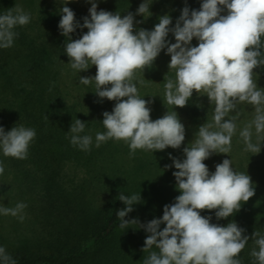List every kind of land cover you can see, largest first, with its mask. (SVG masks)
Segmentation results:
<instances>
[{"label": "clouds", "instance_id": "1", "mask_svg": "<svg viewBox=\"0 0 264 264\" xmlns=\"http://www.w3.org/2000/svg\"><path fill=\"white\" fill-rule=\"evenodd\" d=\"M70 0H64V4ZM89 17L83 24L75 20L69 7L61 8L58 27L61 35L70 42L65 46L70 67L77 72L96 67L94 77H80V83L95 82V94L109 101H116L112 112L103 113L105 133H97L96 146L109 139L128 143L130 154L137 149L164 150L177 149L185 139V127L175 111L155 121L150 119V101L140 98L133 82L136 73L150 68L161 52L167 49L170 55L169 69L175 70V82L168 79L164 84L165 98L169 105L185 107L193 95H206L215 105L213 122L201 125L197 139L191 148L183 149L185 159H173V172L180 195L175 203L165 205L163 216L140 225L149 233L142 251L153 246L143 264H240L237 258L249 237L242 235L244 229L235 222L226 226L210 223L211 217L200 215L202 210H216L217 219L227 218L239 211L241 204L254 196V187L249 175L236 172L231 159H224L210 174L204 160L213 153L228 154L231 140L236 132L233 116L226 119L236 109L238 103L246 102L254 106V119L241 131L245 151L258 154L264 141V89L258 88L254 80V69L264 65L261 58L262 37H264V0H203L200 9L189 11L185 6L174 27L168 15L159 18V23L151 31L140 29L133 34L132 13L121 18L118 13L97 11V4L90 0ZM148 2L141 3L137 14L149 13ZM227 15H222L224 10ZM15 13V14H14ZM0 15V47L13 45L16 26L30 22L29 14L22 8H15ZM150 14V13H149ZM182 25V26H181ZM77 28H86L81 38L70 40V34ZM169 32L175 43L166 40ZM193 38L197 46H190ZM110 85V87H109ZM126 98V99H123ZM48 119V117H46ZM217 129L215 131L211 129ZM253 128L256 142H253ZM85 123L79 119L70 125V143L82 151H89L92 137L79 135ZM34 129L14 126L8 132L0 127V149L5 156L26 159L28 148L35 138ZM168 167V166H166ZM4 167L0 164V174ZM125 205L116 215L120 227L136 220H125L133 211V205L141 201L140 193L131 196L119 194ZM27 207L18 203L15 208H0L5 215H19ZM23 216L20 219L23 220ZM161 224L165 227L159 230ZM252 236L259 250L251 254L259 264H264V236L253 232ZM3 264H15L0 247Z\"/></svg>", "mask_w": 264, "mask_h": 264}, {"label": "trees", "instance_id": "2", "mask_svg": "<svg viewBox=\"0 0 264 264\" xmlns=\"http://www.w3.org/2000/svg\"><path fill=\"white\" fill-rule=\"evenodd\" d=\"M137 1L99 0L97 11L118 13L123 18L132 12ZM67 7L74 12L76 22L83 24V18L89 17L91 3L70 0ZM221 14L227 15V10ZM61 15L55 9L42 10L33 23L37 26L36 33L25 32L31 28L28 23L22 26L21 35L13 29L16 36L11 47H0V70L12 61L11 72L0 71L5 86L2 94L7 97L4 99L7 128L10 131L22 125L36 132L26 159L10 156L7 159L23 185V203L31 218L32 238L28 243L21 248L5 249L15 264H86L92 249L109 242L120 227L116 213L125 205L119 194L131 196L136 192L146 196L148 192L143 178L131 181L121 169L120 140L109 139L96 146L97 133L106 132L103 113H111L116 101L99 98L94 81L89 85L80 83V77H94L96 67L92 65L80 72L70 67L65 53L70 41L58 27ZM86 32V28H77L70 34V40L79 39ZM261 39L264 58V37ZM254 72L264 79V65ZM76 119L85 123L79 135L92 137L89 151L70 143L69 129ZM133 161L154 167L146 154L135 156ZM246 209L245 202L227 218L217 219L216 210H202L200 215L210 216V223L218 226L235 222L244 229L242 235L249 239L237 258L240 264H259L251 254L259 250L255 243L259 237L252 234L259 232L264 236V214L247 213Z\"/></svg>", "mask_w": 264, "mask_h": 264}, {"label": "rangeland", "instance_id": "3", "mask_svg": "<svg viewBox=\"0 0 264 264\" xmlns=\"http://www.w3.org/2000/svg\"><path fill=\"white\" fill-rule=\"evenodd\" d=\"M81 2H90V0H78ZM99 0H94L98 2ZM145 0H139L134 4L132 14L134 17L133 34L140 29L151 31L159 23V18L168 15L172 23L170 28L174 27L176 21L181 15V10L187 6L189 11L199 10L203 0H146L149 4V13L144 16L137 14V9ZM69 3L64 4V0H0V15L6 14L19 7L30 16V29L25 32L36 33L37 26L33 23L38 13L42 10L50 9L61 11L62 7H67ZM30 12V13H29ZM15 14V13H14ZM182 26V25H181ZM14 30H19L20 35L24 33L22 26H16ZM166 40L169 44L175 43V37L169 32ZM198 41L193 38L190 46H197ZM167 49H162L150 68H145L143 72H137L133 81L137 88L140 98L150 101L147 105L150 111V119L155 121L162 118L166 112L175 111L180 122L185 127V139L177 149L167 147L164 150H142L137 149L134 154H130L128 143L120 140L123 148L118 151V161L125 176L131 181H137L143 178L146 181L148 192L146 196L141 197V201L133 205V211L127 214L126 220H136L138 224L129 223L126 228L119 227L117 233L109 242L100 243L92 249L90 257L86 264H143L148 258L150 252L159 253V249L153 246L149 251H142L144 241L149 235L140 225H146L153 219H160L163 216L165 205L175 203V198L180 195L176 187V180L173 172L177 171L173 166V159L181 162L186 158L183 152L185 147L191 148L197 139L198 130L201 125L213 122L214 108L213 102H210L206 95L197 94L193 91L185 107H175L169 105L165 98L164 84L168 79L175 82V70L169 69L170 55L166 54ZM11 62L5 64L1 70L11 72ZM0 70V71H1ZM2 72V71H1ZM62 73V72H61ZM64 78V77H63ZM3 75L0 73V127L8 132L7 120L5 118L4 99L6 95L2 94ZM254 80L258 88L264 89V79L254 72ZM68 92L72 94L71 88L67 85ZM70 90V91H69ZM4 96V97H3ZM233 116L235 120L236 132L231 140V151L228 154L213 153L203 163L208 167L209 173L215 172L216 165L222 163L224 159H231L233 169L238 173H244L250 176L254 187V196L247 203V213L264 214V141L261 142V151L258 154L245 151V144L240 131L250 123L255 116L254 106L246 102L238 103L236 109L229 114L226 119ZM217 130L215 128L211 129ZM253 142H256L255 129L253 128ZM129 149V150H128ZM148 155L153 161L154 167L140 165L134 162L135 156ZM7 159L9 156L3 154L0 149V164L4 167L3 174H0V208H15L18 203H23L25 191L23 185L9 167ZM168 166V167H166ZM136 194V192H134ZM145 197V200H142ZM23 216V220L20 219ZM30 215L26 208L17 216L11 214L5 215L0 212V247L4 249H17L24 247L32 238L30 234ZM164 224H161L159 230H163Z\"/></svg>", "mask_w": 264, "mask_h": 264}]
</instances>
